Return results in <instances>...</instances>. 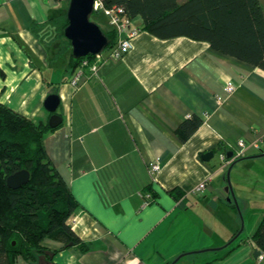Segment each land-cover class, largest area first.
Here are the masks:
<instances>
[{"label":"crops","instance_id":"crops-1","mask_svg":"<svg viewBox=\"0 0 264 264\" xmlns=\"http://www.w3.org/2000/svg\"><path fill=\"white\" fill-rule=\"evenodd\" d=\"M63 2L0 0V104L47 122L44 101L58 95L62 122L43 144L76 201L71 227L90 248L46 239L45 252L14 264H221L243 247L239 264H256L264 72L206 41L140 29L122 57L100 63L96 75L85 68L72 84L79 66L52 36ZM106 24L101 29L112 30L107 16ZM192 116L201 123L181 140L177 129ZM239 141L245 149L237 156ZM207 151L213 157L204 161ZM153 161L160 170L151 177ZM227 178L236 203L223 192ZM203 180L206 192L196 193Z\"/></svg>","mask_w":264,"mask_h":264},{"label":"trees","instance_id":"trees-1","mask_svg":"<svg viewBox=\"0 0 264 264\" xmlns=\"http://www.w3.org/2000/svg\"><path fill=\"white\" fill-rule=\"evenodd\" d=\"M99 2L104 8L120 7L129 18L140 16V29L158 38L185 36L206 41L211 48L264 72V0ZM52 22L66 44L59 47V53L68 50L70 64L79 66L81 58L71 55L70 41L63 35L68 23L65 8ZM103 33L109 49L116 42L115 30ZM200 123L196 116L184 121L177 129L180 139L185 140ZM53 129L46 121L34 122L0 104V264H14L18 256L33 261L45 252L41 243L46 239L82 251L90 248L71 227L76 201L44 148V136ZM20 169L29 172V181L9 188L6 177ZM251 241L264 252V208Z\"/></svg>","mask_w":264,"mask_h":264},{"label":"water","instance_id":"water-1","mask_svg":"<svg viewBox=\"0 0 264 264\" xmlns=\"http://www.w3.org/2000/svg\"><path fill=\"white\" fill-rule=\"evenodd\" d=\"M94 9L95 0L68 1L66 9L68 23L63 29V35L70 41L71 55L74 58L99 54L108 44V39L101 27L90 19ZM58 105L59 97L54 93L49 94L44 101L45 109L51 114L47 121L51 128L57 127L62 122L61 116L56 113ZM232 154L233 153L229 151L226 153V157L230 158ZM212 157V151H207L201 155V159L204 161H209ZM29 178V172L26 169H20L6 177V185L9 188L16 189L26 184ZM227 181V186L223 188V192H230L232 200L236 203L228 178ZM227 200L230 201L231 199L227 197ZM253 253L254 257H256L260 251L255 248Z\"/></svg>","mask_w":264,"mask_h":264},{"label":"built area","instance_id":"built-area-1","mask_svg":"<svg viewBox=\"0 0 264 264\" xmlns=\"http://www.w3.org/2000/svg\"><path fill=\"white\" fill-rule=\"evenodd\" d=\"M94 11H102L109 19V23L116 33L115 44L107 49L106 47L96 55H91L90 57L85 56L81 58L79 68L72 79V84H76L80 79L81 75L84 73V69L87 68L92 75H96L98 65L105 60L112 59L116 60L122 57L131 47L132 37L140 30V26L134 21V19L129 18L120 7L104 8L99 0H95ZM94 58L96 60H94ZM233 85L228 82L226 85V91L231 92L233 90ZM238 146L240 150L237 156L244 154L245 145L243 141H239ZM222 159H225V155L222 153ZM160 170L159 161H153L148 165V171L151 177ZM206 180L199 182L194 191L199 194L206 192ZM147 194L146 197H149ZM256 264H264V252H260L255 257Z\"/></svg>","mask_w":264,"mask_h":264},{"label":"rangeland","instance_id":"rangeland-1","mask_svg":"<svg viewBox=\"0 0 264 264\" xmlns=\"http://www.w3.org/2000/svg\"><path fill=\"white\" fill-rule=\"evenodd\" d=\"M64 8L66 10V7L68 5V0H64ZM90 19L93 20L94 22H96L97 24H100L101 28L103 29H107V24H106V16L102 13V11H98V12H94L92 13V15L90 16ZM52 36H53V40L55 42V44L59 47H64L66 46L63 38L60 36L59 32L56 31V27L54 25L53 30H52ZM243 218L241 223H243V235L245 236V234L248 232V230H250L249 226H248V220H246L245 222H247V224H244V215H241ZM237 252H234L232 255H229L228 257H224L220 262L221 264H239L241 262V259L244 258V251H247L244 247L240 248L238 250H236ZM221 252V251H220ZM225 251L222 252V254ZM235 260L232 262V260ZM179 264H187L186 262H180Z\"/></svg>","mask_w":264,"mask_h":264}]
</instances>
